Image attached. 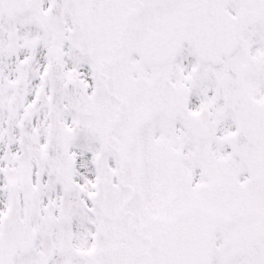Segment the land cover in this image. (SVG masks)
<instances>
[{"label":"snow or ice","instance_id":"snow-or-ice-1","mask_svg":"<svg viewBox=\"0 0 264 264\" xmlns=\"http://www.w3.org/2000/svg\"><path fill=\"white\" fill-rule=\"evenodd\" d=\"M0 264H264V0H0Z\"/></svg>","mask_w":264,"mask_h":264}]
</instances>
